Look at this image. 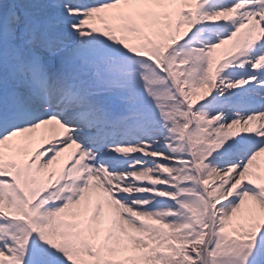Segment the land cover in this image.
Listing matches in <instances>:
<instances>
[{"label": "snow or ice", "instance_id": "1", "mask_svg": "<svg viewBox=\"0 0 264 264\" xmlns=\"http://www.w3.org/2000/svg\"><path fill=\"white\" fill-rule=\"evenodd\" d=\"M0 264H264V0H0Z\"/></svg>", "mask_w": 264, "mask_h": 264}]
</instances>
